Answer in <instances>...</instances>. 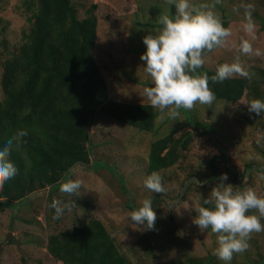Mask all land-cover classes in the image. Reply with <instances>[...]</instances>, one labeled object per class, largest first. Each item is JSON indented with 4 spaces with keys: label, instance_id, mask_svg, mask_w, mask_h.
<instances>
[{
    "label": "rangeland",
    "instance_id": "1",
    "mask_svg": "<svg viewBox=\"0 0 264 264\" xmlns=\"http://www.w3.org/2000/svg\"><path fill=\"white\" fill-rule=\"evenodd\" d=\"M25 1L28 0H0V42H5L8 51L17 50L28 33L30 14ZM72 2L78 18L85 17L88 9L95 6L93 14L97 27L92 53L110 98L131 104H149L143 88L151 86V80L144 73V62L139 58L145 50L142 37L156 34L160 27L153 24L159 23L161 14H169L168 0ZM194 2L199 4L202 0ZM206 2L215 4L217 14L228 21L231 35L223 46L205 54L202 68L215 71L219 63L232 62L240 55L251 73L250 80L264 99V0H246L254 5L253 35L243 30V9L234 11L244 0ZM242 38L249 39L259 54L241 55ZM1 52L0 46V64ZM253 98L247 90L235 103L215 100L211 105H201L197 102L192 109H179V116L174 120L160 113L152 132L138 131L97 113L88 126L90 157L103 162V167L90 171L84 165H75L68 171L64 182L69 178L82 182L77 196L63 193L60 188L54 191L46 188L28 196L25 203L0 207V243L10 234L8 242L0 249V264H61L46 249L48 236L83 222L85 217L99 220L117 238L128 264H186L187 258L204 263L213 254L217 234L213 238V232L199 229L193 220L197 205L202 203L201 196L210 197L212 187L219 182V179L203 182L211 175L209 159L224 151L228 162L225 166L219 162L217 167L220 174L227 173L225 183L241 189L251 186L264 193V176L261 175L264 172V114L258 116L249 111L247 103ZM186 113L205 128L188 124ZM175 128L179 131L174 138L188 132L191 140L179 151L178 163L159 173L166 191L151 195L157 218L164 222V230L159 242L153 243L162 245L163 250L145 253L140 243L143 228L129 222V213L150 195L143 185L150 143ZM247 167L250 168L246 170ZM228 168L243 173L242 177L235 178ZM190 176L202 183L188 186ZM53 199L65 204L63 214L55 219L54 209L50 208ZM248 244V248L235 253L230 262L247 264L258 260L259 256L264 257V231L252 233Z\"/></svg>",
    "mask_w": 264,
    "mask_h": 264
},
{
    "label": "trees",
    "instance_id": "2",
    "mask_svg": "<svg viewBox=\"0 0 264 264\" xmlns=\"http://www.w3.org/2000/svg\"><path fill=\"white\" fill-rule=\"evenodd\" d=\"M24 5L30 14L25 41L17 50L10 51L6 50L4 41L0 42L3 52L0 140L17 129L27 131L24 143L10 155L18 173L0 190V207L9 208L25 203L28 196L39 190L59 189L75 165H84L90 171L103 167V162L90 157L88 126L97 113L144 132L154 130L160 114L150 104H131L110 98L92 53L97 27L94 5L83 18H78L72 0H28ZM174 12L175 8L170 6L169 14ZM221 19L227 27L228 21ZM153 26L161 27L159 23ZM198 71L207 72L209 76L215 73L208 68ZM209 87L216 101L235 103L247 90L260 98L256 84L245 77H231L222 82L210 80ZM186 116L188 124L201 125L188 113ZM201 126L205 128L204 124ZM177 131L179 129L175 128L150 143L147 174L164 173L178 163L179 151L186 148L191 136L187 132L174 138ZM219 153L209 159L211 175L203 182L219 179L217 164L221 162L225 166L228 162L227 154ZM228 171L235 178L243 175L238 170L232 172V168ZM188 178V186L202 183L193 176ZM163 230L164 222L157 218L154 229L141 231L140 243L145 253L163 250L162 245L153 243L159 242ZM116 239L99 220L85 217L83 222L48 236L46 249L61 264H128ZM184 263L221 264L214 254L204 263L194 258H187ZM247 264H264V257L259 256L258 260Z\"/></svg>",
    "mask_w": 264,
    "mask_h": 264
},
{
    "label": "clouds",
    "instance_id": "3",
    "mask_svg": "<svg viewBox=\"0 0 264 264\" xmlns=\"http://www.w3.org/2000/svg\"><path fill=\"white\" fill-rule=\"evenodd\" d=\"M219 2V0H216ZM175 12L159 16L161 27L156 34L142 37L145 50L140 54L144 62V73L150 77L151 86L143 88V95L149 104L167 118L174 120L179 116V109H192L198 102L211 105L215 93L209 87V81L222 82L239 75L251 79V73L237 55L232 62L219 63L211 76L198 71L205 63V53L225 44L231 35L230 29L223 25L217 14L215 4L202 0H168ZM243 9V30L253 35L255 23L254 5L242 2L234 11ZM241 55L253 54L249 39L242 38L239 44ZM250 112L260 116L264 114V99L253 98L247 103ZM27 135L25 129H17L11 135L0 140V190L18 173L16 164L10 159L11 152L19 149ZM264 176V172H261ZM162 176L153 171L143 179L144 187L150 195L129 213V222L145 230L154 229L157 213L154 210L151 193H162L166 188ZM228 180L227 173H221L219 182L211 189L210 197L201 196L193 222L199 229H208L217 234L213 254L229 264L235 253L245 251L252 233L264 231V193L253 187L236 188ZM82 187L80 179H67L60 186V191L77 196ZM74 203V201H73ZM173 207L175 205H172ZM50 207L54 209V219L59 218L65 208L60 199H53Z\"/></svg>",
    "mask_w": 264,
    "mask_h": 264
},
{
    "label": "water",
    "instance_id": "4",
    "mask_svg": "<svg viewBox=\"0 0 264 264\" xmlns=\"http://www.w3.org/2000/svg\"><path fill=\"white\" fill-rule=\"evenodd\" d=\"M9 236H10V234H7L5 240H4L3 242L0 243V249H1V247H2L4 244H6V243L8 242V238H9Z\"/></svg>",
    "mask_w": 264,
    "mask_h": 264
}]
</instances>
